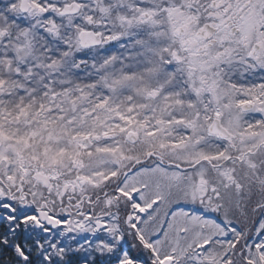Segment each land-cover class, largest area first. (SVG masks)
<instances>
[{
  "label": "snow or ice",
  "instance_id": "snow-or-ice-1",
  "mask_svg": "<svg viewBox=\"0 0 264 264\" xmlns=\"http://www.w3.org/2000/svg\"><path fill=\"white\" fill-rule=\"evenodd\" d=\"M0 264H264V0H0Z\"/></svg>",
  "mask_w": 264,
  "mask_h": 264
}]
</instances>
